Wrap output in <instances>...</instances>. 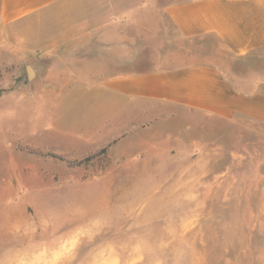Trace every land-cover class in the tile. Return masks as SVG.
<instances>
[{
  "label": "rangeland",
  "instance_id": "1",
  "mask_svg": "<svg viewBox=\"0 0 264 264\" xmlns=\"http://www.w3.org/2000/svg\"><path fill=\"white\" fill-rule=\"evenodd\" d=\"M38 38L34 79L0 64V264H264V124L104 103L48 77Z\"/></svg>",
  "mask_w": 264,
  "mask_h": 264
},
{
  "label": "crops",
  "instance_id": "2",
  "mask_svg": "<svg viewBox=\"0 0 264 264\" xmlns=\"http://www.w3.org/2000/svg\"><path fill=\"white\" fill-rule=\"evenodd\" d=\"M36 30L48 77L86 79L104 103L264 124V68L222 67L264 52V0H0V64H26Z\"/></svg>",
  "mask_w": 264,
  "mask_h": 264
},
{
  "label": "water",
  "instance_id": "3",
  "mask_svg": "<svg viewBox=\"0 0 264 264\" xmlns=\"http://www.w3.org/2000/svg\"><path fill=\"white\" fill-rule=\"evenodd\" d=\"M26 70L28 73V79L32 80L34 79L38 73H40V69L36 67V64L33 63L32 61H27L26 62Z\"/></svg>",
  "mask_w": 264,
  "mask_h": 264
}]
</instances>
